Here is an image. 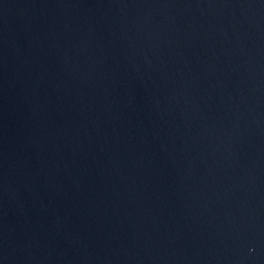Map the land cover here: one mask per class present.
I'll return each mask as SVG.
<instances>
[{
    "label": "water",
    "instance_id": "1",
    "mask_svg": "<svg viewBox=\"0 0 264 264\" xmlns=\"http://www.w3.org/2000/svg\"><path fill=\"white\" fill-rule=\"evenodd\" d=\"M0 264H264V0H0Z\"/></svg>",
    "mask_w": 264,
    "mask_h": 264
}]
</instances>
